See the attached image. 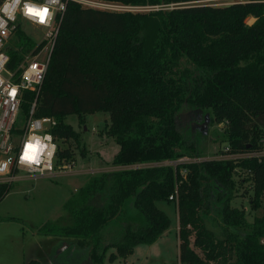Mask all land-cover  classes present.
Returning <instances> with one entry per match:
<instances>
[{"label":"trees","instance_id":"1","mask_svg":"<svg viewBox=\"0 0 264 264\" xmlns=\"http://www.w3.org/2000/svg\"><path fill=\"white\" fill-rule=\"evenodd\" d=\"M95 1L153 10L67 4L34 112L56 120V166L73 161L59 142L73 141L86 155L64 119L76 115L83 124L97 112L108 114L107 136L119 146L112 166L201 157L196 139L183 133L190 125L180 126L187 110L199 113V122L207 114L211 125L223 124L229 154L264 151V0L222 7L205 3L212 0ZM13 45L18 51L9 54L19 60L33 42L17 28ZM34 100L25 94L23 115ZM244 182L252 187L251 209L260 211L251 223L230 205ZM9 188L0 185V201ZM263 197L264 157L100 172L40 233L53 240L45 248L65 241L74 251L87 249L89 264H125L136 246L169 228L156 203H175L178 264H264Z\"/></svg>","mask_w":264,"mask_h":264},{"label":"rangeland","instance_id":"2","mask_svg":"<svg viewBox=\"0 0 264 264\" xmlns=\"http://www.w3.org/2000/svg\"><path fill=\"white\" fill-rule=\"evenodd\" d=\"M246 1L212 0L205 3L222 7ZM116 5H104L93 8L108 11H131L133 13L153 10L142 9L143 7L120 9L119 5ZM253 22L252 17L246 19L247 25H251ZM21 29L32 40L34 45L40 41L39 34L41 32L37 28L29 24H22ZM187 112L189 110L183 112L186 118L185 121L180 123L182 128L189 125L186 120L187 115H189ZM108 118V114L97 112L86 115L84 123L79 124L76 115L67 116L64 119V123L72 126L79 133L80 143L84 147L86 155H81V147H76L73 141L67 143L59 142V147H70L73 151L75 164L70 171L60 172L53 178L27 179L10 185L7 195L0 201V264H27L32 260L39 261L40 264H89L87 249L72 251V248H64L62 244L58 247H47V250H45L47 239L52 238L42 235L40 229L46 223L54 222L59 216L64 214V203L74 194V190H78L90 176L100 173L101 169L108 170V168L112 167L110 164L114 155L118 152L119 146L107 136ZM192 122L195 123L194 120ZM196 123H200L199 125L203 124L202 121H196ZM198 129L200 128L195 127V131L190 128L183 133L193 135L198 143V150L201 151L202 157L215 156L220 150L225 148L226 144L221 141L222 126L211 125L209 121L205 129L206 134ZM83 169L85 171L83 174L76 173L77 170ZM244 177V174H240L237 175L236 179ZM234 195L235 197H233L230 205L243 210L249 223L253 221L255 216L260 215V211H254L250 207L249 202L252 198L250 183L244 182ZM156 206L164 210L171 220L170 231H172V234L170 238L172 240L160 259H155L154 261L148 259L147 263L178 264L177 239L174 236L177 215L176 204L158 202ZM127 208H130V203L126 204ZM193 249L197 254L201 255L198 249ZM122 263L121 260H118V264Z\"/></svg>","mask_w":264,"mask_h":264},{"label":"built area","instance_id":"3","mask_svg":"<svg viewBox=\"0 0 264 264\" xmlns=\"http://www.w3.org/2000/svg\"><path fill=\"white\" fill-rule=\"evenodd\" d=\"M74 2L84 8L110 6L95 0H0V185L10 187L12 183L23 180H35L37 178H53L58 173L70 171L74 161L56 166L57 143L50 131L55 127L56 120L51 117L37 118L34 115L36 98L47 73L54 43L59 31L62 16L67 4ZM25 4L37 12L47 10L43 22L41 17L31 15L25 9ZM116 5V4H115ZM117 6V5H116ZM120 9L130 7L120 6ZM171 6L170 8H172ZM142 9H145L144 7ZM153 9V8H148ZM131 12V11H130ZM22 24H29L37 28L40 41L23 54L19 60L12 59L10 50L18 51L13 45V39L17 28L21 31ZM35 94L29 113L22 114V105L25 102V94ZM218 126H222L220 124ZM264 144V140H263ZM32 145L36 149L33 159H25L26 152L33 157L28 149ZM37 145L43 146L40 151ZM226 145L215 156L187 157L177 161H161L134 164L130 166H112L101 169V172H114L120 170H135L141 168H155L163 166L176 167L178 164H192L207 161H226L243 158L264 157V151L239 155L228 153ZM49 153H51L49 155ZM39 161L37 163L36 161ZM70 173V172H69ZM185 177L187 170H182ZM177 190L169 196V201H176Z\"/></svg>","mask_w":264,"mask_h":264},{"label":"crops","instance_id":"4","mask_svg":"<svg viewBox=\"0 0 264 264\" xmlns=\"http://www.w3.org/2000/svg\"><path fill=\"white\" fill-rule=\"evenodd\" d=\"M254 20V19H253ZM119 151V150H118ZM117 154V153H116ZM115 154V155H116ZM114 155V156H115ZM103 168V167H101ZM100 168V169H101ZM75 172V171H74ZM85 171L83 170H77L76 173L78 174H83ZM71 173V172H70ZM86 182V181H85ZM84 182V183H85ZM84 185V184H83ZM82 185V186H83ZM81 186V187H82ZM79 187V188H81ZM77 190H74V193ZM72 196V195H71ZM162 210V209H160ZM167 216L168 214L162 210ZM62 216V215H61ZM59 216V218L61 217ZM169 217V216H168ZM170 219V218H169ZM170 226H171V220H170ZM170 226L169 228L151 245H138L134 248L133 253L126 259L125 264H148L147 260L150 259L151 261H154L155 259H160V257L165 253L166 247L171 243V234L172 231H170ZM174 236L177 239V247H178V214L176 215V228L174 232ZM53 240L52 239H47V243H51ZM62 243H66L67 246L65 248H69L70 243L68 242H61L58 246L62 245ZM55 244V243H53ZM46 250V248H45ZM72 251H74V248H72ZM41 252V250H40ZM113 252V251H110Z\"/></svg>","mask_w":264,"mask_h":264},{"label":"flooded vegetation","instance_id":"5","mask_svg":"<svg viewBox=\"0 0 264 264\" xmlns=\"http://www.w3.org/2000/svg\"><path fill=\"white\" fill-rule=\"evenodd\" d=\"M189 113V115H187V121L189 122V125H190V127L191 128H193V129H195V127H198V125L200 124H196V121L197 122H199L198 121V117H199V113H197V112H195V111H189V112H187V114ZM184 116H186V115H183V113L180 115V121H181V123L183 122V121H185V118L186 117H184ZM188 116H189V118H188ZM192 120H194L195 121V123L194 122H192ZM199 130V129H198ZM201 130V129H200Z\"/></svg>","mask_w":264,"mask_h":264},{"label":"snow or ice","instance_id":"6","mask_svg":"<svg viewBox=\"0 0 264 264\" xmlns=\"http://www.w3.org/2000/svg\"><path fill=\"white\" fill-rule=\"evenodd\" d=\"M29 13L31 15L40 16L41 17V22H43V19H44V16L46 15V13H47V10L45 9L43 12H37L35 10H29ZM32 148H33L32 145H28V149L29 150L32 149ZM25 159H33V157L28 155V153L26 152Z\"/></svg>","mask_w":264,"mask_h":264},{"label":"clouds","instance_id":"7","mask_svg":"<svg viewBox=\"0 0 264 264\" xmlns=\"http://www.w3.org/2000/svg\"><path fill=\"white\" fill-rule=\"evenodd\" d=\"M15 2L16 3H19V0H15ZM25 9L27 10V11H29V10H33L32 8H31V6L30 5H28V4H25ZM37 148H39V150L40 151H42L43 150V146H41V145H37ZM30 151L33 153V158L35 157V153H36V149H30ZM51 153H49V155H50ZM37 163H39V161L37 160L36 161Z\"/></svg>","mask_w":264,"mask_h":264},{"label":"water","instance_id":"8","mask_svg":"<svg viewBox=\"0 0 264 264\" xmlns=\"http://www.w3.org/2000/svg\"><path fill=\"white\" fill-rule=\"evenodd\" d=\"M208 123H209V117H208V115L206 114V115H204V122H203V124H202V125H198V127H199L202 131H204L205 134H206V130H205V129H206ZM62 244H63L64 248H65V246H67L66 243H62ZM64 248H63V249H64Z\"/></svg>","mask_w":264,"mask_h":264}]
</instances>
